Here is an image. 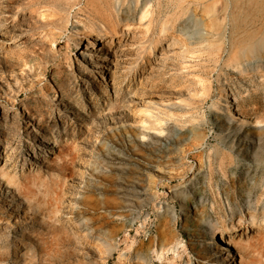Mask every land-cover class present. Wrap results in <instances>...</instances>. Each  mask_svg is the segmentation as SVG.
<instances>
[{"label": "rangeland", "instance_id": "rangeland-1", "mask_svg": "<svg viewBox=\"0 0 264 264\" xmlns=\"http://www.w3.org/2000/svg\"><path fill=\"white\" fill-rule=\"evenodd\" d=\"M97 1L0 0V264H264V51L140 20L184 0H110L109 43Z\"/></svg>", "mask_w": 264, "mask_h": 264}, {"label": "bare ground", "instance_id": "bare-ground-1", "mask_svg": "<svg viewBox=\"0 0 264 264\" xmlns=\"http://www.w3.org/2000/svg\"><path fill=\"white\" fill-rule=\"evenodd\" d=\"M94 1L88 0L89 4ZM96 8L98 19L103 23L100 26L97 24L96 20L92 19L87 23L86 29L89 33L101 34L102 32H104L106 36L104 40H108V42L110 43L113 37L116 36L121 29L123 19L122 15L119 11L116 10L114 4H112V1L110 0L108 1V3L106 2V4L98 2V6H96ZM258 11L259 9L252 5H216L214 3L195 4L191 2V0H184V3L174 2L170 5H166L165 7L158 3L157 6H155L152 10L146 6L141 12L140 20L147 18L146 28L150 30V28L153 29V27L155 26L156 32L158 31L159 39L168 38L172 35L174 36L178 25H187L190 24V22L192 21L196 23L197 26L201 24L204 25L205 30H207V34L203 33L204 35L202 37L208 38L210 36H213V34L222 37L227 32V28L224 27V23L227 20V15H229V13H237L239 16V22L236 21L235 24L230 27V37L233 40L238 38L240 41L247 42L249 44L248 47L241 48L240 50L236 51L235 60H239L242 56L250 57L251 55L256 54L260 51H264V36L257 35V31L259 30V28L256 27V21L258 20L256 17L258 13L256 12ZM154 13H156V15H154ZM254 13L257 15H254ZM241 16L242 21L244 20L248 22L246 23V25H250V28H248L249 26L246 27V25H241ZM231 18L234 19L233 16H231ZM180 37L179 40L181 41V44L184 43L183 45L186 44L188 46L186 40H184V38L180 39ZM49 40L52 43L56 41L54 37L50 38ZM89 43L91 44L92 42L90 41ZM235 60L232 61L236 62ZM213 227L217 229V226H215V224ZM232 230V232H229V230L227 231L230 233V239L233 241H238V238L240 236L238 226L236 224H233ZM216 247L217 249H225V245L223 244L216 245ZM227 252L228 250L225 252V254ZM227 255L230 256V253H228Z\"/></svg>", "mask_w": 264, "mask_h": 264}]
</instances>
